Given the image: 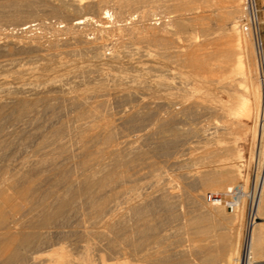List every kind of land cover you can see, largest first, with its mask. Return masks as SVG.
I'll list each match as a JSON object with an SVG mask.
<instances>
[{"label":"bare ground","instance_id":"bare-ground-1","mask_svg":"<svg viewBox=\"0 0 264 264\" xmlns=\"http://www.w3.org/2000/svg\"><path fill=\"white\" fill-rule=\"evenodd\" d=\"M41 2L63 23L72 16L45 44L30 1L0 0L15 37L0 43V264H264V222L241 231L249 198L264 220V84L242 0ZM167 62L192 68L179 75L195 85L150 75ZM246 135L249 192L247 177L237 181ZM198 143L211 166L193 173L177 154ZM234 185L235 212L204 205L206 191ZM183 193L196 211H181ZM185 235L204 243L191 249ZM79 244L74 261L68 248Z\"/></svg>","mask_w":264,"mask_h":264},{"label":"rangeland","instance_id":"rangeland-1","mask_svg":"<svg viewBox=\"0 0 264 264\" xmlns=\"http://www.w3.org/2000/svg\"><path fill=\"white\" fill-rule=\"evenodd\" d=\"M15 1H18V2H20L19 4L21 5V6H25L26 5V3H27V1L29 2H31L32 3V5H33V11H35V15H33V18H34V23L32 24V25H37L35 28H36V31H35V33H37L36 35L42 40H40L39 42H41V43H43V44H45L44 43V41H47V40H49L50 38H51V36L54 34V31L56 30V29H58V30H61L60 29V27L61 26H64L67 22H68V20H69V22H70V17H72L71 16V14L70 13H66V14H63L62 16L63 17H65V15L67 16L66 17V21L67 22H65V23H63V20L64 19H62L61 17H59V16H55V17H53V15H50L49 13H48V11H47V7H45L44 5H43V3L41 2V0H15ZM34 1V2H33ZM40 1V2H39ZM21 2L22 3H24V2H26V3H24V4H21ZM37 2V3H36ZM42 3V4H41ZM4 4V6L5 7H8L7 6V2H4L3 3ZM3 6V7H4ZM137 9H139L138 10V12H141L140 10L142 9V4H141V6H140V8H139V6H138V8ZM10 10H11V13L13 14L14 12H12L13 10L12 9H8V8H6L5 9V12H10ZM42 10V11H41ZM110 11V14H111V10H109ZM241 11H245V9H244V0H242V3H241ZM46 12V13H45ZM161 12V13H160ZM160 12H158V13H160V15L161 16H164V14H162V11H160ZM84 14H86L85 15V17L86 16H88V17H86V18H93L92 17V15H90V14H88V12H83ZM164 13V12H163ZM70 15V16H69ZM94 15V14H93ZM40 16V17H39ZM69 16V17H68ZM104 16V15H103ZM102 16V17H103ZM32 18V19H33ZM9 25H10V23H7V22H4V21H1L0 20V41H2V42H0V43H3V42H6V41H10V40H13V39H15V37L13 38L12 36H14V35H12L13 34V32L11 33L9 30H11L12 29V27L10 26L9 27ZM4 30V31H3ZM2 31V32H1ZM10 33V34H9ZM196 33L197 34H200L198 31H196ZM3 34V35H2ZM12 37H10L9 35ZM18 34H19V32H18ZM41 37H40V36ZM8 38H10V40L9 39H7V37ZM50 37V38H49ZM182 37V36H181ZM183 38V37H182ZM6 39V40H5ZM115 39V38H114ZM128 38L127 37H124L123 38V40H127ZM143 47L144 45H140L139 47ZM52 53H53V51H52ZM54 53H56V52H54ZM67 57V58H66ZM64 56V55H61V57L59 58V60H61V62H66V61H69V62H72V61H79V62H82V57L80 58V57H78V56H76V57H69V56ZM69 57V58H68ZM164 65H166V66H164ZM164 65L162 64V65H160L159 66V69L156 71H154V70H152L151 71V74L150 75H156V76H161V78L163 79L164 77H167V78H169V80L172 82V83H174L175 85H177V86H179V84L180 83H182V86H186V85H189V82H190V85L187 87V88H191V87H193V86H191V85H195V83H194V80H193V78H191V79H186L185 81L183 80H181V78H180V75H179V73L180 74H183V73H186V71L187 72H191L192 71V68H186V69H183V68H179V67H177L176 65H174V64H170V63H164ZM168 65V66H167ZM161 67V68H160ZM44 68H48L47 66L46 67H44ZM179 68V69H178ZM161 69H163V70H161ZM166 70V71H165ZM161 71L163 72L162 74H161ZM169 71V72H168ZM168 72V73H167ZM158 74V75H157ZM167 74V75H166ZM175 74H176V76H175ZM7 76V80H8V82L10 81V82H13V78L12 77H10L11 75H6ZM204 76L205 77H208L210 80H214L215 79V77L214 76H212V75H210V74H204ZM178 78L177 80H176V78ZM175 79V80H174ZM173 80H174V82H173ZM192 80V81H191ZM176 82V83H175ZM180 82V83H179ZM186 82H187V84H186ZM209 86V88H210V90H212L213 92H212V94H216L218 97H221L223 100H226V98H225V96H223V95H221V94H219L217 91H215V89H214V87L213 86H210V85H208ZM214 89V90H213ZM165 94V93H164ZM164 94H163V92H159L157 95L159 96V97H162V96H164ZM213 100V99H212ZM212 100H209V101H211L212 102ZM219 119V120H218ZM218 119H216V118H211V119H209V120H211V121H208L209 122V124L211 125V126H213V125H222V121H221V123L219 122L220 121V118H218ZM212 122V123H211ZM253 124L252 123H247L246 124V126L247 127H251ZM247 137L245 138V140H243V141H239V139L241 138V137H238V148H240V150L242 151V158H241V160H242V162L243 161H245L243 164H244V166H243V168H240L239 167V179H240V177H241V179H240V181L239 180H237L239 183L241 182V180H246L245 179V177H247V182H248V184H247V191L249 192L251 189H252V186H251V181H252V174H253V168H252V165H251V162L249 163L248 162V159H249V157H251L250 156V142H251V136L250 135H246ZM195 140V139H194ZM201 139L199 138V140L198 139H196L195 141H200ZM202 142H204L205 143V141L204 140H202ZM200 143H201V141H200ZM204 143H202V145L201 144H197V147H195V148H192V152H191V150H189V151H185L184 153L183 152H181V147H180V152H178V154H177V157L179 156H181L180 157V159L182 160V158L183 159H185V160H183V161H185L186 162V159H189V160H187V162L189 161V164L186 162H183L185 165H183V163L182 164H180V165H183L182 166V168L183 169H188V171H192V170H195L196 172H198L199 170H201L205 165H206V163H207V165H210L211 166V164H209L210 162L208 161V159L207 160H205V161H208V162H205L204 161V159H200L199 157H200V152L202 151V147H204ZM212 144H215L214 142L212 143ZM217 144V143H216ZM215 144V145H216ZM220 144V143H219ZM222 145H230L231 144V141L230 140H224L223 139V142L221 143ZM179 150V149H178ZM180 153V154H179ZM183 153V154H182ZM184 154L186 155V156H184ZM190 154V155H189ZM185 158H184V157ZM187 157V158H186ZM193 158V159H192ZM198 158V159H197ZM200 159V160H199ZM216 158H214L213 160H215ZM217 159H218V157H217ZM215 160V161H212V159L210 160V161H212V164L213 163H216L217 161V163L216 164H214V165H212V166H215V165H218L219 164V161L221 160L220 158L218 159V160ZM196 162H195V161ZM191 162L193 163V164H191ZM200 162H202V163H200ZM195 163H196V165H195ZM198 163V164H197ZM188 164V165H187ZM239 165H240V163H239ZM184 166H186V168H184ZM187 166H189V168L187 167ZM202 167V168H201ZM192 168V169H191ZM190 169V170H189ZM172 170V171H171ZM174 170V171H173ZM177 171V168L176 169H169V170H167V173H168V177L171 179V178H173V180L171 179V182H172V184L173 185H179V183H181V181H180V179H179V177H178V173L176 172ZM193 172V171H192ZM193 173H195V172H193ZM170 175H172V177L170 176ZM175 175V177H173ZM242 175V176H241ZM244 177V178H243ZM176 178V179H175ZM243 178V179H242ZM178 179V180H177ZM177 180V181H176ZM180 181V182H179ZM177 182V183H176ZM236 185V184H235ZM233 186V187H235V188H237V186ZM235 188H232V191L235 189ZM183 191V190H182ZM194 191H197L198 192V189H196V190H194ZM223 191V190H222ZM222 191H216V192H208V191H206V193L208 194H212V195H222V196H224V199H225V197H227L226 199H225V201L226 200H229V198H230V193L232 192H227L226 194L224 193V192H222ZM184 192V191H183ZM197 192H196V194H197ZM195 193V192H194ZM205 193V194H206ZM181 194H182V192H181ZM184 195H183V197L185 198V196H186V199L187 200H189V203L188 202H186L187 200H185L183 197V199H182V201L183 202H186V204H188V206H185L184 205V208L181 210L182 212H184V210H185V212H193V211H196V208H194V206H193V204H191L190 205V200H192V198H191V196L189 195V194H186L185 195V193H183ZM191 194V193H190ZM192 196H195L194 194H193V192H192V194H191ZM229 196V197H228ZM188 197H189V199H188ZM191 203H194V202H192L191 201ZM204 205L206 206V207H208L209 206V204L207 205V204H205L204 203ZM185 207H187V208H185ZM190 207H191V209H190ZM189 208V209H188ZM246 208H247V202H246V206H245V210H244V216H243V222H242V227H241V231H242V239H244L245 238V236H246V230H247V225H246V222H247V214H246ZM187 209V210H186ZM193 210V211H192ZM224 210V212L226 213V214H230V212H228V210H226V208H224L223 209ZM259 222H264V220L262 219V218H260V217H257V223H259ZM172 228H174V230L173 229H171L170 230V233H175V232H173V231H182V229H180V226L179 225H177V224H174V227H172ZM176 228V229H175ZM214 236V235H213ZM185 238L189 241V242H186L185 243V246H189L190 245V247H191V249L193 248V247H195L196 245H199L200 244V246L201 245H203V243L204 242H196L195 241V239L193 238V236H189V235H185ZM189 238V239H188ZM191 239H193V240H191ZM210 241L213 239V237L210 239V238H208ZM207 239V241H209ZM214 240V239H213ZM192 242V243H191ZM195 242V243H194ZM191 243V244H190ZM194 243V244H193ZM198 243V244H197ZM202 243V244H201ZM193 244V245H192ZM57 245L58 244H56L55 245V247H51V248H49V249H52V248H57ZM81 245H83V244H79V245H77V246H75V247H71V248H68V250H69V252H71L70 254H71V257H72V259L74 260V261H77V260H79L81 257H82V250H81ZM58 247H59V245H58ZM189 247V248H190ZM100 255V253H96V252H93V254H92V256H93V259L94 260H98V256ZM98 257V258H97ZM109 262V261H108ZM107 262V263H108ZM110 263V262H109Z\"/></svg>","mask_w":264,"mask_h":264},{"label":"built area","instance_id":"built-area-1","mask_svg":"<svg viewBox=\"0 0 264 264\" xmlns=\"http://www.w3.org/2000/svg\"><path fill=\"white\" fill-rule=\"evenodd\" d=\"M244 7L247 16V25L245 26V30H250L254 36V39L258 41L257 47L259 51L260 70L264 84V0H244ZM251 177L253 180V174ZM240 195L241 191L238 188H235L230 193L231 198L228 202H224V196L222 195H212L209 193L204 196V201L206 204H213L215 201L224 203L226 210H228L230 213H233L237 210ZM250 201L251 200L249 198L247 200V222L254 223L257 221V218L252 216V204Z\"/></svg>","mask_w":264,"mask_h":264}]
</instances>
